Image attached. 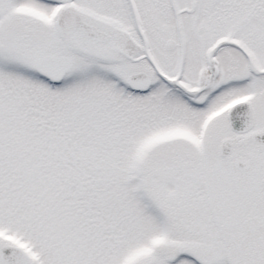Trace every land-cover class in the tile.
<instances>
[{"label": "snow or ice", "instance_id": "snow-or-ice-1", "mask_svg": "<svg viewBox=\"0 0 264 264\" xmlns=\"http://www.w3.org/2000/svg\"><path fill=\"white\" fill-rule=\"evenodd\" d=\"M0 264H264V0H0Z\"/></svg>", "mask_w": 264, "mask_h": 264}]
</instances>
